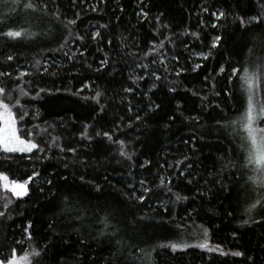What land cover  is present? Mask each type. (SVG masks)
<instances>
[{
  "label": "trees",
  "instance_id": "obj_1",
  "mask_svg": "<svg viewBox=\"0 0 264 264\" xmlns=\"http://www.w3.org/2000/svg\"><path fill=\"white\" fill-rule=\"evenodd\" d=\"M25 2L0 0V30L24 27L36 33L19 41L0 37V72L10 73L0 77V87L6 89L0 99L11 106L18 134L28 139L33 132L31 138L45 151L22 154L0 149V172L9 180L22 182L34 170L40 172L26 197H13L0 187V212L5 213L0 217V258H9L13 248L18 256L24 255L31 245L38 251L50 248L35 264H52L53 251L64 253L55 258L60 264H116L118 259L120 264H250L249 255L256 264H264V210L246 211L264 195V188L248 180L256 174L245 166L247 133L239 123L231 124L246 110V86L239 76L228 79L232 68L241 75L245 67L262 75L264 17L246 28L236 17L247 22L260 16L264 0H44L48 13H56L59 20L49 16L39 25L34 22L38 13L24 9ZM141 9L148 13L146 18L138 15ZM218 11H225L226 19L216 21L211 13ZM67 20L76 23L65 28ZM96 31L101 35L93 40ZM217 35L222 40L212 48ZM162 40L163 47L144 55ZM208 52L211 55L203 59L200 53ZM8 55L12 61L6 60ZM104 59L109 63L101 68ZM196 64L201 67L193 71ZM221 66L224 73H219ZM20 71L29 75L15 79ZM153 71L162 79L155 80ZM140 76L144 79L134 83ZM127 87L132 91L124 92ZM21 88L28 96L20 95ZM40 89L46 91L32 99ZM96 91L102 93L98 102L90 99ZM155 104L160 107L149 112ZM25 112L28 115L23 116ZM85 125L91 139L80 135ZM104 131L112 141L97 136ZM117 141L123 142L131 159L120 156ZM45 155L50 159L41 161ZM145 160L149 163L142 168ZM180 172L185 176L177 177ZM161 177L166 185L171 178L173 191L188 199L173 202L166 187H157ZM192 177L195 180L188 184ZM141 179L151 189L147 194ZM218 179L227 191L215 182ZM133 191L145 195L142 204L129 199ZM245 219L247 225L242 224ZM29 222L31 240L24 232ZM204 228L210 247L245 255L222 256L195 247L173 253L159 247L181 240L196 244L203 239ZM114 229L119 234L111 236Z\"/></svg>",
  "mask_w": 264,
  "mask_h": 264
},
{
  "label": "snow or ice",
  "instance_id": "obj_2",
  "mask_svg": "<svg viewBox=\"0 0 264 264\" xmlns=\"http://www.w3.org/2000/svg\"><path fill=\"white\" fill-rule=\"evenodd\" d=\"M13 3H20V0H13ZM23 8L24 9H28L31 10L32 12L38 13V16L35 18L34 22L37 23V25H39L40 23L44 22V19L46 17H54L56 20H59V16L56 13H51L49 14L47 11L48 5L47 3H44V0H41V4L37 5L34 4L32 2V0H28V2L23 3ZM95 10V9H93ZM204 11H208L207 8L203 9ZM138 15L143 16V17H147L148 13L145 12L143 9H141V12L138 13ZM211 15L215 18L216 21H220L222 19H226V12L225 11H218V12H212ZM261 17H264V12L261 13L260 16H252L248 19V21L246 22L244 19L240 18V17H236V19L239 21V24L242 28H246L247 24H251L252 22L256 21L259 22L261 20ZM77 19H79V17L77 16ZM157 22H159L160 17H157ZM76 23V20H67L66 23L64 24V27L67 28L69 25H74ZM165 27H167V25H164ZM101 27H104V25H101ZM212 27H217L216 23H213ZM36 35L35 32H30L28 31L26 28L24 27H16V28H12L9 27L7 28V30H0V37L2 38H7L9 40H15V41H19L21 39H23L26 36H34ZM101 35V33L99 31L93 32L91 34V38L93 40H96L97 37H99ZM193 36H197V33H192ZM76 39L78 40H83L84 37L77 35ZM165 39H168V37H165ZM222 40V37L217 35L213 38L212 41V48H217L220 44ZM164 45V41H160L159 45H153L152 48L149 49V52H145L144 55L148 56L151 52L156 51V49L158 47H163ZM67 55V53L65 54ZM75 55V53L73 54V56ZM79 55L81 57H83L85 55L84 51L79 52ZM200 55L202 56L203 59H208V57L211 55V52L208 53H200ZM72 56H69V59H72ZM173 60L177 59V57L173 56L172 57ZM7 61H12L13 60V56L12 55H8L6 57ZM156 61L153 59L152 63H155ZM36 65L40 64L39 60H36ZM109 63V61L107 59H104L100 62V67L104 68L105 65H107ZM161 64H164V59H161L160 61ZM136 67H140V68H145L146 65L143 64H137ZM201 67L200 64H196L193 67V71H196L197 69H199ZM260 70H261V76L258 77L257 73L255 71H250L249 68L245 67L242 69L243 74L241 75V72L237 69V68H232L231 70V75L228 77L229 81H232V77L233 76H239L240 80L243 81L244 85L246 86V92H247V107L245 112L243 113V115L241 116L239 121H232L231 124L232 125H236V124H240L243 128V130L247 133V156H246V167H251L252 171L256 174L253 176H249L248 180L251 181L253 184H259L262 188H264V127H258L257 126V121H260L262 123H264V103H261L259 105V107H257V102L255 100L256 94H257V90L258 87L264 89V57L261 58V63L259 65ZM45 71H47V68L44 69ZM99 70V69H97ZM168 69L165 67V71H167ZM225 72V68L223 66H221L219 68V73H224ZM29 75V73L24 72V71H20L19 75L17 77H15V79H20L21 77H25ZM177 75H179V72L177 73ZM3 76H10V73L7 72H0V77ZM151 76L155 78V80H161L162 77L160 75H157V73L155 71L151 72ZM138 79H144L143 76L140 77H135L133 79V82L135 83L136 80ZM205 79H208V77H205ZM258 80L260 82V84L258 85ZM156 85L153 84V87H155ZM84 87H88L87 84L84 85ZM20 95L21 96H28V92L25 91L23 88H21L20 90ZM45 89H40L39 92L36 93V95L34 97H32V99H36L40 96L41 92H45ZM80 90H77L75 94H78ZM124 92H131L132 88L131 87H127L123 89ZM168 91L170 92H175L176 89L169 87ZM6 93V89L4 87H0V95H3ZM193 95H197L196 92H193ZM216 95H220L219 92L216 93ZM102 96V93L100 91H96L95 95L91 96L90 99L94 102H98V98ZM85 99H89V97H85ZM202 100H206L207 97H201ZM17 104H19V99H17ZM160 107L159 104H155V105H150L149 106V112L154 111L155 109H158ZM210 107V105H209ZM216 107H219V105H216ZM177 108H180V104H177ZM101 111H103V105H101ZM129 111H131V109H129ZM28 115L27 112H25L23 114V116ZM23 116H20V119L23 120ZM141 117L139 115L136 116V120H140ZM170 121L173 120V117H169L168 118ZM187 119H191L193 121H197L199 118L198 117H187ZM217 123L219 124L220 122L217 121ZM165 128L169 127L168 124L164 125ZM87 129H88V125H85V132H82L80 135L82 138L84 139H91V137L87 136ZM33 136V132H29L28 133V139H24L22 138L19 134H18V128H17V119L13 114L12 108L8 103H5L3 99H0V149H2L4 152L6 153H33L34 150H37L39 152H44V149H41L38 145V143L34 142V140L31 138ZM97 136H102L106 139H108L109 141H112V136L109 134V132L104 131V132H97ZM203 138V137H201ZM196 137L193 136V140H195ZM117 143H119L121 145L120 147V156L126 158V159H131L132 156L130 153L126 152L124 149V144L122 141H117ZM50 147V146H49ZM61 152H64L65 149L64 148H60ZM66 151L68 152H76V149L74 148H68ZM28 159H30L31 157H26ZM41 161L43 160H48L50 159V157H48L47 155L42 156ZM81 163H83V161H81ZM149 163V161L145 160L144 164L141 165V167L143 168L145 165H147ZM65 168L68 167L67 164L64 165ZM189 167H191V165H189ZM40 176V172L34 170L31 175L27 176V178L25 180L21 181H17V180H9L8 175L4 174L3 172H0V187H2L3 189H5L6 191L10 192L12 194L13 197L16 198H23L26 197L27 195H29V184L30 182H33L36 178H38ZM185 176V172H180L177 174V177H184ZM61 179L66 181V177H61ZM81 181H84V177L81 176L80 177ZM195 180V177H192L190 179H188L187 183L188 184H192L193 181ZM216 183L221 185V188H224V190H228L222 183L221 180H216ZM46 183L50 186L53 185V180L52 179H48L46 181ZM171 184V178H169V183L166 185L164 182V178L161 177L160 178V184L157 185V187L160 186H164L167 188V191L169 193L172 194V196L174 197V201L173 202H179V201H183V200H187L188 197L185 195H181L180 192H174L172 187L170 186ZM140 185L142 188V191L147 194L151 191V189L147 186V180L146 179H141L140 180ZM129 187H132L131 185H129ZM95 190L96 191H101V188L99 185L95 186ZM41 193H43L44 189L41 188L40 189ZM49 195L55 199L56 193L53 191H49ZM202 195V193H201ZM129 199H133L138 201L140 204H142L146 197L145 195H136L135 191L132 192V194L129 196ZM11 201L9 200L7 204H5V207H8V204H10ZM49 203H51V200L49 201ZM260 208L261 210H264V195H261L260 198L255 199L254 202L250 203L248 205V208L246 209L247 212H252L253 210ZM167 211V209H166ZM231 215V213H229ZM5 213L4 212H0V217L4 216ZM249 223V220L245 219L242 221L243 225H247ZM31 222H29L28 226L24 228V232L26 234V237L28 240L32 239V235L29 232V228H31ZM54 227V224H49V228ZM105 227H108L107 223H105ZM119 234V230L118 229H114V231L110 234L111 236H116ZM101 235H103V233H101ZM202 235H203V239L196 243V244H188L184 241H180V242H171V243H167V244H162L159 245V247L161 248H167L170 249L173 253L177 252V251H183L189 247H195V248H199L202 250H207L208 252H215V251H219V254L224 256V255H231L233 257H241L244 256L245 253L243 251H232L231 253H226L222 250L219 249V246L217 245L215 248L210 247L208 244V229L204 228L202 231ZM233 235H235V233H233ZM16 243H21V241H17ZM66 243V242H65ZM81 244H83L84 242L81 241ZM117 244H120L121 241L117 240L116 241ZM31 251L25 252L24 255H20L17 256V251L15 248H13L11 250V255L9 258L3 259L0 258V264H35V259H44L47 257L50 248L49 246H45L42 250L38 251L35 248H32L31 245H29ZM54 247V246H53ZM261 248L264 249V245H261ZM57 255L63 256L64 253H57V252H52L51 256H52V264H60L59 261H57L55 258ZM150 256V253L148 254ZM31 258H34L33 260H30ZM246 259L250 262V264H256L255 258L251 255L247 256ZM116 264H120L119 259L117 260Z\"/></svg>",
  "mask_w": 264,
  "mask_h": 264
},
{
  "label": "rangeland",
  "instance_id": "obj_3",
  "mask_svg": "<svg viewBox=\"0 0 264 264\" xmlns=\"http://www.w3.org/2000/svg\"><path fill=\"white\" fill-rule=\"evenodd\" d=\"M261 75H258V77H260ZM260 84L259 80H258V85ZM255 100L257 102V107H259V105L261 103H264V89L258 87V90H257V94H256V97H255ZM257 126L258 127H264V123L260 122V121H257ZM18 256V255H17Z\"/></svg>",
  "mask_w": 264,
  "mask_h": 264
}]
</instances>
